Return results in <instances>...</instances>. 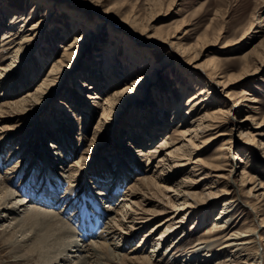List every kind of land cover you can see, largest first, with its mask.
Here are the masks:
<instances>
[{"label": "rangeland", "instance_id": "374dc122", "mask_svg": "<svg viewBox=\"0 0 264 264\" xmlns=\"http://www.w3.org/2000/svg\"><path fill=\"white\" fill-rule=\"evenodd\" d=\"M38 1L4 0L0 4L3 10L2 26L0 25L1 45L3 34L9 29V25L16 14L23 16V19L26 18V20L18 23L16 28L27 30L32 27L33 22L45 16L48 11V4L50 2L54 3L51 9L53 14H51L50 27L43 32L41 37H38L37 41L33 40L29 43L22 54L19 68L7 79L10 82L7 83L8 86L21 90L20 94L3 97V93H10L13 90L6 91L5 89L0 93L2 102L16 99L29 91H35L38 83L49 73L53 62L63 57L68 44L74 40L75 36L82 37L85 32L89 35L83 44V48L79 49L74 57L76 64L74 65L73 59L71 65L64 69L63 75L60 74L57 77L58 83L43 105H39L38 109L33 111L32 114L31 112L30 114H21L19 113L21 108H16L11 111L8 119L2 123V126L11 128L12 131H9V134H15L2 141L3 146L0 152V174L2 177L5 176V180H8L7 182H9L12 190L17 191L19 195L26 196L29 201L37 200L38 207L54 209L60 213L67 224L71 223L73 229L76 228L77 238H82L86 243L95 240V237L89 233L97 232V230L101 232L107 221V209H109L105 207V204L110 203L104 199L99 200L96 198L95 192L100 191L101 185L99 182L103 180L102 177H107L104 180L107 186L103 188L108 192L111 190L113 180L117 175L118 164L121 162L126 167H130L126 168L127 174H123L122 171V184L120 183L121 185H117L113 189L114 191L118 189L112 200L113 202L121 197L127 185H131L142 175L130 154L131 151L138 153L136 151L138 149L137 142L141 141L140 137L143 139L144 134L140 132L141 129H135L133 126L138 124L137 121L147 122V116H150L151 112L153 113V107L160 105L157 111L158 114L155 115L161 123L165 124L164 129L158 131L154 135L155 137L153 136L154 143H148V140L152 137H148L149 139L144 140V143L146 147L158 146L162 141H169V138H174L176 133L173 134V132L176 125L172 124L170 126L168 124L172 116V108L175 104L180 103L185 108L182 109V112L187 110L185 107L187 99L195 93L190 81L196 79L199 72L189 68L184 63L178 65L175 61L176 58H173L174 60L170 66L159 69L157 77L148 82L145 90L139 93L135 91L128 92L127 97L118 102L110 119H108L107 125L103 129L99 128L101 129L99 131L100 139L95 140L94 132L97 130L98 121L107 103V94L131 83L135 77L129 80L128 74L130 72H135L134 76H139L137 75L139 73L140 77L137 78L144 76L143 72L149 62L147 51L156 63L165 60L168 50L174 55L176 50L167 43H158L157 37L162 38L166 34H172L176 29L180 30L177 32L178 36L185 37L183 42L186 44H197L203 38H208L209 41L218 40L208 46L209 51L200 56V60H198V63H202L213 58L221 67L226 78L232 77L234 80L229 87L234 100L229 101L225 96L218 95L214 90L215 100L224 99L228 103H233L240 96L243 89L248 90L255 97L254 106L258 108L256 113L244 107L240 117L232 119L237 124L238 120H244L247 115H254L256 118L255 120L246 119V121H242L243 123L240 122L241 127L239 125L234 126V140L238 139V143L232 146L231 164L232 166L237 165L238 172L234 178L236 184H240V175L245 167L244 164L240 163V155L242 152L247 151L251 160L248 167H246L247 171L255 176L258 182H264V126L257 129L264 118V0H77V2L75 0H41L40 3ZM154 1H158L160 5L157 2L156 6V3L153 4ZM97 2L101 4L96 6ZM150 4L154 5V11L159 14L155 17L156 21L153 20L151 23L152 28L149 30L147 29L144 32L138 30L136 34L131 33L117 25L111 26L108 19H106L105 23H108V25L103 26L100 31L90 32L97 28L99 22L104 19L101 15L102 12L113 9L112 6H117L121 10L120 12L116 10L118 11L117 19L125 13H129V11L131 12V10L138 11L143 18H147L151 13ZM85 5H91L94 10L85 7ZM34 8H36L34 11L36 16L32 19L31 16L34 13H31ZM140 32H143L140 34L141 36L139 35ZM116 41H118L119 46L111 62L116 67L114 69L115 75L123 81L109 87L110 81L114 82V78L112 74H110V79L105 76L104 59L106 53L111 50L110 47ZM227 41H230L232 45L229 49H224L222 46ZM1 50L0 46V64L3 59ZM38 54L47 58L44 67H40L41 65L37 62ZM245 55L249 57L247 75L239 78L246 63ZM9 62L10 60L5 63L8 64ZM27 63L33 64L34 70L28 68ZM70 68H72V71ZM81 75L83 77H80ZM95 76L98 79H104V81L99 82ZM16 79H20V82L17 80L14 83ZM78 81H82L84 87L77 88L76 83ZM95 84L99 85L100 88L94 89ZM183 89L186 90L184 94L182 93ZM97 92L101 93V99L89 98L91 95H96ZM141 94L142 96H139ZM218 100L215 102L216 107L221 104V101L218 102ZM60 101L67 102L72 107L73 112H62ZM168 104L171 105L167 107ZM140 106H144L140 110L145 113L142 120L136 118ZM28 120L32 124L28 125ZM127 128H130L133 132L131 133L130 129ZM227 129V127H224L222 130L228 131ZM241 129L253 132L256 138L254 146L245 145L239 141ZM229 136L225 135L216 139L203 151L200 157L212 161L217 148ZM96 142L99 146L95 145ZM18 146L22 148L18 150ZM90 146L91 153L86 155L87 159L82 161L80 167L81 185H77V187L75 182L69 183L68 178L65 177L63 182L62 180H53L54 185L52 187H49V183L46 185L45 178L48 171H55L54 173L60 176L65 174V167H62V164L70 165L74 163L81 158V155ZM168 150L170 148L166 151ZM164 154L165 152L159 153L157 159ZM102 162H104L103 165ZM145 164L146 161H144L143 167ZM179 171L175 177V183L165 184L170 189H173V184L179 182L187 174L186 171ZM223 172H228V170H223ZM87 178L95 182L92 183L94 186L88 183ZM251 186L250 184L245 189L247 190ZM203 188V184L200 183L196 189L201 191ZM151 189L155 192L153 200L163 199V196L167 198L166 200H174V191L161 193L160 187ZM58 199L59 202L56 203ZM166 200L164 199V201ZM46 201H50L51 207L45 205ZM241 201L243 206L235 212L236 217L239 218H237V221H239L238 226L243 224L244 219L248 216H244V214L249 212L245 203L246 198L241 196ZM52 203L55 206H52ZM111 205L114 206L115 204ZM144 208L147 210L159 209L153 204L145 205ZM221 208L222 202L212 208L211 211H205L207 216L201 222L198 220L204 213L201 214L196 211L193 214H188L184 227L179 229L180 233L184 232L187 235L184 238L183 245H186V247L194 246L198 239L206 237L207 231L213 226L214 219L221 212ZM242 208H245L244 213H242ZM193 211L195 210L193 209ZM186 212L188 211H182V214ZM166 216L165 214L159 215L151 225L140 231L137 230L136 237L129 245H126V252L141 243L143 235L150 230L152 225ZM5 218V225H7L11 217H9L10 220H7L8 217ZM261 233L264 234V229ZM168 244L169 242L165 244V249ZM4 245L0 238V264H35V262L15 260L12 253L13 247ZM152 246L153 242H150L145 251L149 252V248ZM263 249L264 241L261 242L260 252ZM219 254L217 258L220 257ZM183 260L180 258L177 262L164 261L156 264H191Z\"/></svg>", "mask_w": 264, "mask_h": 264}, {"label": "bare ground", "instance_id": "6f19581e", "mask_svg": "<svg viewBox=\"0 0 264 264\" xmlns=\"http://www.w3.org/2000/svg\"><path fill=\"white\" fill-rule=\"evenodd\" d=\"M40 1L38 2L40 3ZM75 1L77 2V0ZM0 2L2 4L4 0H0ZM157 2L154 1L153 4L156 3L155 5L157 6L159 3ZM98 4L101 3L97 2L96 6ZM153 4L149 5L151 13L147 18H143L138 11L131 10V12L129 11V13L121 15L122 17L117 19L118 11L120 12L121 10L117 6H112L113 9L102 12L101 15L104 19L97 25L98 29L95 28L90 32L100 31L103 26L108 25V23H105L106 19H108L111 26L117 25L131 33L136 34L138 30L143 32L147 29L149 30L152 28L151 23L153 20L156 21L155 17L159 14L154 11ZM48 5V11L45 16L33 22L32 27L27 30L17 29L16 25L26 20V18L23 19V16L16 14L9 25V29L3 34L2 44L0 45L2 48L1 53L3 54L2 63L0 64V93L5 89L6 91L13 89L11 86H8L7 83L10 82L7 79L19 68L23 52L31 41H37L38 37H41L43 32L50 27V22L52 21L51 14H53L51 9L54 3L50 2ZM85 7L92 8L91 5H85ZM35 9H33L31 14L34 13ZM92 9L94 10V7ZM2 11V6L0 5L1 26ZM35 16L36 13L31 16L32 19ZM179 31V29H176L172 34H166L162 38L157 37L158 43H167L176 50L174 55L168 50L165 60L156 63L150 57L149 51H147L149 62L143 72L144 76L137 78L140 77L139 73H137L139 76H134L135 72H130L128 74L129 80L135 77L131 83L107 94V103L98 121L97 130L94 132L95 140L100 139L101 135L99 131L107 125L108 119H110L118 102L122 98L127 97L128 92L135 91L139 93L145 90L148 82L157 77L159 69L170 66L175 58L178 65L179 63H184L189 68L199 72L197 78H193L194 80L190 81L195 93L187 99L185 104L187 110L182 112V109L185 108L180 103L175 104L172 108V116L168 124L170 126L172 124L176 125L173 132V134L176 133L174 138H169V141L164 140L158 146L146 147L144 140L152 137L148 140V143H154L153 136L158 131L164 129L163 126L165 124L161 123L155 115L158 114L157 111L160 105H156L155 108L153 107V113L151 112L150 116H147L148 121H145V123L137 121V119L142 120L145 116V113L140 111L144 106H140L141 108L138 109L139 112L136 115L138 124H134L135 126L133 127L141 129L140 132L144 135L142 136L143 139L140 137L141 141L138 140L140 142H137L138 149L136 151L138 153L131 151L130 155L135 160L142 175L138 176L139 178L134 183L127 185L121 197L115 199L113 202L112 200L118 190L117 188L115 191L113 189L117 185L122 184V171L123 174H127L126 168L130 167H126L121 162L118 164V168L116 169L117 175L113 180L111 190L108 192L103 188L107 186L104 181L107 177H102L103 180L99 182L101 185L100 191L95 192L96 198L99 200L104 199L110 203L105 204V207L109 209H107V221L103 225L101 232L97 230V232L93 231L89 233L95 237V240L86 243L82 238H77L76 228L73 229V226L70 225L71 223L67 224L62 219L60 213L54 209L38 207L37 200L29 201L26 199V196L19 195L17 191L10 188L8 180H5V176L2 177L0 174V238L2 243L13 247L12 253L15 260L35 262V264H156L164 261L177 262L182 258L184 259L183 261L191 264H263L264 249L260 252V246L261 242L264 241V234L261 233L264 229V182H258L255 176L247 171L246 167H248L251 161L247 151L242 152L240 155V163L245 165L242 172L240 171V184H236V179L234 178L238 172L237 165L232 166L231 164L232 146L238 143V139L234 140V126L239 125L241 127L242 121H246V119L255 120L256 118L254 115H247L244 120H238L237 124L232 119L240 117V113L244 110V107L256 113L258 109L254 106L256 99L248 90L243 89L240 96L233 103H228L224 99H217L218 102L221 101V104L216 107L215 102L217 100L214 98V90H216L218 95L225 96L229 101H232L234 100L233 94L229 91V87L234 80L232 77L226 78L221 67L213 58L205 60L202 63H198V60H200V56L209 51L208 46L216 43L218 40L209 41L208 38H203L197 44H186L183 42L185 37L177 35ZM143 32H140L139 35ZM88 35L89 33L85 32L82 37L75 36L74 40L68 44L63 57L53 62L49 73L38 83L35 91L23 93L24 95L16 99L3 102L2 96H0V152L3 146L1 144L2 141L7 137L15 135L9 134V131H12L11 128L2 126V123L11 114V111L21 108L19 113L30 114L31 112L32 114L33 111L38 109L39 105L42 106L55 89L58 83L57 77L60 74L63 75L64 69H67L71 65V61L77 55V51L83 48ZM230 45L232 43L227 41L222 47L229 49ZM118 46V41H116L110 47L111 50L106 53L104 59L105 76L110 79V74H112L114 78V82L110 81L109 87L116 83L120 84L123 81L115 75L114 69L116 67L111 62L118 50ZM39 55L37 56V62L41 65L40 67H44L47 58ZM244 59L246 63L242 68L239 78L247 75L249 67L247 65L249 62L248 55H245ZM8 60L10 62L6 64L5 62ZM28 64L26 66L34 70L33 64ZM75 64L76 61L74 59ZM70 69L72 71V68ZM80 77L83 76L81 75ZM96 79L99 82L104 81V79ZM17 80L20 82V79H16L14 83ZM76 85L79 89L84 87L82 81H78ZM93 88L97 90L100 86L95 84ZM20 92L21 90L13 89L10 93H3V97L20 94ZM185 92L186 90L183 89L182 93L184 94ZM100 94L97 92L96 95H91L89 98L101 99ZM139 96H142V94ZM60 103L62 108L64 107L63 109L61 108L62 112H73L72 107L67 102L60 101ZM169 105L171 104H168L167 107ZM29 119L31 120L32 118ZM30 120H28V125L32 124ZM263 126L264 118L257 129ZM224 127H227L228 131H223ZM129 131L133 132L131 129ZM209 133H211L210 136L206 138ZM225 135L230 136L217 148L212 161H207L200 157L211 143ZM239 141L245 145L254 146L256 138L253 132L241 129ZM95 145L99 146L97 142ZM168 148L170 150L166 151ZM162 152H165V154L157 159L158 154ZM90 153L91 146L74 163L70 165L63 163L62 167H65V174L61 176L54 173L55 171H48L45 178L46 185L49 183V187H52L54 185L53 180H62L63 182L64 177L68 178L69 183L75 182L76 186L81 185V163L87 159L86 155H90ZM144 161H146V164L143 167ZM103 164L104 162H102ZM179 170L186 171L187 174L179 182L173 184L174 190L170 189L165 184L175 183V177L180 172ZM223 170H228V172H223ZM199 181L204 186L201 191H197L196 189L200 184ZM88 183L92 185L95 182L88 179ZM250 184L252 186L246 190L245 187ZM159 187L161 193L174 191V196L172 195L174 200H166L167 198H164L163 194L160 193L163 199L153 200L155 192L151 188ZM241 196L246 198L245 203L249 212L244 214V216H248L245 219L243 218V224L238 226L239 221L237 220L239 218L236 217L235 212L243 206ZM57 202H59V199ZM221 202V212L214 219L213 226L207 231L206 237L198 239L194 246L186 247V245H183V242H185L184 238L187 235L184 232L180 233L179 229L184 227L187 215L193 214L196 211H199L198 213L201 214L204 213L198 220L201 222L207 216L205 211H211L212 208ZM45 203V205L51 207L50 201H46ZM111 204H115V207ZM150 204L155 205L159 209L147 210L144 208L145 205ZM53 205L54 203H52ZM182 211L188 212L182 214ZM244 212L245 208H242V213ZM163 214L167 216L153 224L150 230L143 235L141 243L136 247H132L129 252H126V245H129L134 237H136V231H140L144 227L151 225L159 215ZM5 217H8L7 220L11 217L7 225H5ZM249 218L250 220H248ZM150 242H153V246L149 248V252H146L145 250L148 248L147 246ZM168 242L169 244L165 249V244ZM218 253H220L219 258H217Z\"/></svg>", "mask_w": 264, "mask_h": 264}]
</instances>
